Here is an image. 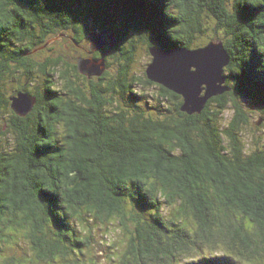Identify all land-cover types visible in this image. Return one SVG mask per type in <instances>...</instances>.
<instances>
[{"label":"trees","instance_id":"obj_1","mask_svg":"<svg viewBox=\"0 0 264 264\" xmlns=\"http://www.w3.org/2000/svg\"><path fill=\"white\" fill-rule=\"evenodd\" d=\"M97 30L116 45L88 77ZM212 41L228 90L201 112L149 79L151 59L139 66L141 44ZM261 72L264 0H0V264H24L22 237L30 264H97L96 232L116 225L128 242H102L112 264H264V131L244 137L249 105L264 118ZM245 75L256 86L242 94ZM19 93L28 112L12 107Z\"/></svg>","mask_w":264,"mask_h":264},{"label":"water","instance_id":"obj_2","mask_svg":"<svg viewBox=\"0 0 264 264\" xmlns=\"http://www.w3.org/2000/svg\"><path fill=\"white\" fill-rule=\"evenodd\" d=\"M107 34L109 35L105 38ZM91 35L92 50L89 51L90 55L101 50H103V54L98 60L91 56L79 59V68L88 77L101 75L106 70V50L112 51L116 45L115 34L110 30H97ZM209 49L216 53V57L212 65L205 68L203 75L199 77V81H193L184 75L183 66L198 59L197 53H203ZM150 55L152 58L146 68L149 79L182 95L184 97L182 109L190 114L201 112L208 98L228 90L225 85L224 67L229 62V55L220 41H212L197 49L176 47L164 50L162 47L153 46L150 49ZM216 64H219L218 71L215 67ZM203 91L205 94L201 95ZM32 105L33 99L27 93H19L12 98V107L19 113L28 112Z\"/></svg>","mask_w":264,"mask_h":264},{"label":"rangeland","instance_id":"obj_3","mask_svg":"<svg viewBox=\"0 0 264 264\" xmlns=\"http://www.w3.org/2000/svg\"><path fill=\"white\" fill-rule=\"evenodd\" d=\"M126 32H127V35H129L131 37H137L136 36L137 35V32L136 31H135V33H133L130 30L129 31L126 30ZM108 35L109 34H107L105 36V38H107ZM62 36L63 35H61L59 37H62ZM61 40H62V38H61ZM53 42H54V40H50V43H53ZM65 47H67V46H65ZM140 49L141 50L138 51V57H137V55H136V57L138 58V60L140 62L139 66H143L152 57H151L150 54H147V52L145 51L146 48L142 44L140 46ZM107 52H110V51H107L106 50V53ZM145 90L147 91V93H148V95L150 97L149 98L150 101H154V100H152V98L150 96V93L153 91V92H156V95L158 97H161L162 98L164 107L167 106V103H170L171 104V102H166L165 101L166 98L163 96L162 92H160L159 90H157L154 86H150L148 88H145ZM249 107H250V109H247V112L250 115V123L245 127L244 137H245V140L248 143L252 144V143H254V141H255L256 138H259V137H261L263 135V131H264V123H263L264 122V118H261V116L259 115V112L256 111L254 109V107L252 108V106H250V105H249ZM229 109L230 110L227 111L228 114H226L227 119L229 117H231V113H232L231 107ZM258 120H260V121L263 120L262 121L263 124L261 126L258 125V124H256V122ZM252 137H253V139H252ZM116 228H118L117 225L114 228H112V230L115 231V233H112L111 234L112 236H110V237H104V238L100 234L102 231L101 230L100 231H97L96 232L95 239H94V241H92V244L93 245H90V247H92L91 252H90L89 256H86V258H88V259H90V258L92 259L93 258L94 261H96L97 264H112V262H114V260H111V256L114 255V251L118 250V248L115 249L114 246L108 247V244H104V243H106V242L107 243H110V240H116V243L117 244H116L115 247H120V251H121L125 247L124 243L125 242H128L127 241V239H128V233L125 235V234H123V231H120V230L118 231V230H116ZM120 239H122L121 242H119ZM19 242H20L19 244H20V246L22 248H17L16 249V252H17L16 255L19 258H22L23 257L24 264H30L28 262V259H29L28 254L31 251V249L29 247V244L26 243V241H25V239L23 237L21 238V240ZM102 242H104V243H102ZM22 251H25L28 254L27 255L26 254L24 255ZM31 256L32 257L34 256L33 255V252H32V255Z\"/></svg>","mask_w":264,"mask_h":264},{"label":"snow or ice","instance_id":"obj_4","mask_svg":"<svg viewBox=\"0 0 264 264\" xmlns=\"http://www.w3.org/2000/svg\"><path fill=\"white\" fill-rule=\"evenodd\" d=\"M246 10H241V15L243 16ZM196 56L198 59L191 61L190 63L183 66V74L186 75L193 81L198 82L199 77H201L205 71V68L208 65H212L216 53L209 49L203 53H197ZM217 71L219 70V64L215 65ZM238 89L243 93H247L252 88L256 86L255 80L251 75H245L238 78ZM261 92L264 93V72L260 74V83H259Z\"/></svg>","mask_w":264,"mask_h":264}]
</instances>
